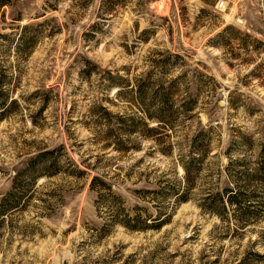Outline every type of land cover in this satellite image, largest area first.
Segmentation results:
<instances>
[{
    "label": "rangeland",
    "instance_id": "rangeland-1",
    "mask_svg": "<svg viewBox=\"0 0 264 264\" xmlns=\"http://www.w3.org/2000/svg\"><path fill=\"white\" fill-rule=\"evenodd\" d=\"M110 1L0 0V264H264V208L204 210L264 166V51L217 38L264 40V0ZM150 71L179 85L157 132Z\"/></svg>",
    "mask_w": 264,
    "mask_h": 264
},
{
    "label": "trees",
    "instance_id": "trees-1",
    "mask_svg": "<svg viewBox=\"0 0 264 264\" xmlns=\"http://www.w3.org/2000/svg\"><path fill=\"white\" fill-rule=\"evenodd\" d=\"M109 3L111 4L110 0ZM111 8L112 7H108L107 10L109 11ZM239 35L242 37H239ZM236 36L241 38L243 41V48L245 50L249 49L248 43L249 41H252L255 43V47L253 49L259 50L261 48V51H264L263 39L254 37L248 32H243L233 25H228L226 28H224V30L217 35V38L220 40H228ZM218 44L222 45V41L218 42ZM182 58L183 57L180 53L169 52L164 59L162 58L158 60L155 65L159 66L161 71L166 74L169 66L175 60ZM151 73V71L148 72L144 78L138 81L136 100L145 113V120H143L144 126L147 128V130H149L148 132H157L163 126H170V124L165 119L166 117L175 115L177 111L179 112V110L175 108V103L173 101L176 87L179 85L177 80H172V82L167 85L162 79V76L158 75L157 77L153 78ZM183 78H185V76H183ZM120 80L126 81L123 80L122 77ZM117 85L121 86L120 81H117ZM6 93L0 89V95L4 94L7 96L9 93ZM15 101L16 99L11 97L9 99H7V97L5 98V96L0 97V119L5 115L10 103L12 104ZM153 119L156 120L155 125L150 124L149 120ZM262 149L264 151V147ZM191 163H183L184 170L187 174L191 170L189 166ZM237 163V160L234 162V160L231 159V163L228 166V173L226 176H228L230 186L225 188L223 187L224 189L222 190L218 189L216 191L210 192L204 198V204L206 206L204 210L217 214L220 218H222L224 217L226 210L232 208L234 211L240 212L239 218H243L245 216L243 220L245 221V224H247L250 222L249 219H247L248 215L253 214L251 209H255L254 207L264 208L260 206L261 203H264V200L259 201L258 199H253V197L258 196L260 193V195L264 196V166H259L253 172H248L247 170L240 169V163ZM77 169L81 170L79 168ZM245 171L246 174L244 175ZM239 173H242L244 175V179L248 181L246 184L244 183L240 185L239 181L237 180ZM98 179L99 178L95 176L93 183ZM255 179L259 181V187L257 188H255V185L253 184ZM250 188H252L254 193L250 194ZM259 190L260 193L258 192L256 195L257 191ZM12 194L13 191L8 194L9 197ZM180 197L186 199L187 194L182 192L180 193ZM14 202L15 201H10V203L6 205V208L13 206V204H15ZM6 208L0 209V213H3V210L6 211ZM128 224L131 228L137 227V225H132V223ZM159 225H161V223L156 224L155 226L158 227Z\"/></svg>",
    "mask_w": 264,
    "mask_h": 264
},
{
    "label": "built area",
    "instance_id": "built-area-1",
    "mask_svg": "<svg viewBox=\"0 0 264 264\" xmlns=\"http://www.w3.org/2000/svg\"><path fill=\"white\" fill-rule=\"evenodd\" d=\"M224 5H225V2H224V1H220V2L218 3V7H219V8H223Z\"/></svg>",
    "mask_w": 264,
    "mask_h": 264
}]
</instances>
